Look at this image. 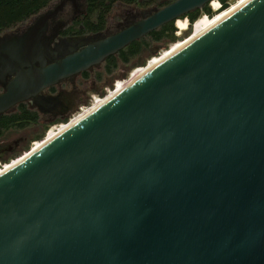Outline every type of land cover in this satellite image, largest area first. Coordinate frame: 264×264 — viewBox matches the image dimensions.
Listing matches in <instances>:
<instances>
[{"label":"water","instance_id":"obj_1","mask_svg":"<svg viewBox=\"0 0 264 264\" xmlns=\"http://www.w3.org/2000/svg\"><path fill=\"white\" fill-rule=\"evenodd\" d=\"M70 1L1 43L0 115L214 0L144 11L49 64ZM0 264H264V0L0 173Z\"/></svg>","mask_w":264,"mask_h":264},{"label":"rangeland","instance_id":"obj_2","mask_svg":"<svg viewBox=\"0 0 264 264\" xmlns=\"http://www.w3.org/2000/svg\"><path fill=\"white\" fill-rule=\"evenodd\" d=\"M215 1L219 3L218 0H215ZM236 1L237 0H227L230 6L235 5ZM58 2L59 0H56L52 5L54 6ZM211 3L208 4L207 9H210L212 13V17H210L209 20L211 21V24H213L215 23V21H218L220 18L228 14L227 13L223 14L222 12L217 14V12H215L213 7L211 6ZM230 6H228V9ZM71 8H72V5L70 3L65 8V12L62 14L60 19H65L70 14ZM140 8L146 9V10L155 9L154 7H148V8L140 7ZM116 11L119 13L122 12V10H120V6L115 5L112 8L109 15H112ZM220 11H222V8H220ZM203 16H204V13L201 12V14L196 19V21H198ZM213 17H215V19L212 20ZM180 20H187L189 22V20L186 18H181ZM196 21L194 23H196ZM29 22H26L24 24V27L28 25ZM194 23H192L191 25L189 23L188 30L183 32L182 35L180 36H178L177 34L179 30L175 23L174 27L176 28L177 31L175 32L174 41L167 38L165 40H162L161 42H155L151 38H146L145 43L147 44V46L141 50L140 54L136 56L135 58H132L129 63L123 64L121 61H119V64L117 65L116 68L113 69L112 72H107L105 70V67H106L105 63L100 64L99 67L93 68L91 71H88L87 74L89 76L87 77V79H91L95 77L97 80L96 84L93 83L92 80H90L88 84L84 85L82 78L75 76L76 78L74 80L72 78L67 83L52 87L54 89L52 92L61 90V100L66 101V103L70 107V110L65 112L62 115H56L53 113H46V112L42 113L37 108L31 107L30 105L25 103V105L31 111H34L39 115V120L37 123L30 125L24 129L11 128L10 130H7L3 133V136L0 138V144L3 142L4 145H7V143H12L13 141L17 139H24V140H23V145H21L19 148L15 149L12 152H7L4 157L0 158V162L2 163V165L9 164L7 166L12 167L13 164L22 160L26 154L33 152L35 148L39 146L41 147L43 145L42 142H44L45 144L47 142V141L45 142L46 140L45 138L47 137V134L53 127L66 124L70 119H72L73 116L75 117L72 119V121L78 120L81 115H83L89 109H92L97 99L99 98H101L99 100L107 99L109 98L110 95L115 93V92H112L110 95L105 97L108 91L113 90L117 82L128 79L130 74L133 71H135L136 69L140 67H146L147 63L153 57H157L155 59H158L159 54L163 52L167 53V51H169V49H171V47L175 45L176 43L184 42L185 40L191 38L194 32L192 28ZM21 25L23 26V24ZM21 25L20 27H22ZM15 29L16 28L10 31H7L6 33L10 35L14 34L16 32ZM164 53L162 55H164ZM155 59L152 60L151 62L155 61ZM84 79L86 78L84 77ZM129 81L126 83L118 84L116 88L117 90L116 92L122 90L125 84L129 83ZM1 92L2 91L0 90V93ZM92 104L93 106H91ZM86 107H89V108L84 110L81 114L77 115L78 113L81 112V109L86 108ZM15 109L16 107L6 114L8 115L14 114L16 112ZM0 173H2V171H0Z\"/></svg>","mask_w":264,"mask_h":264},{"label":"trees","instance_id":"obj_3","mask_svg":"<svg viewBox=\"0 0 264 264\" xmlns=\"http://www.w3.org/2000/svg\"><path fill=\"white\" fill-rule=\"evenodd\" d=\"M56 0H0V33L7 32L24 24L32 18L38 16L51 6ZM174 0H85L86 10L81 20H77L73 27L65 31V34L75 31L78 34L98 33L102 31L107 23V17L112 8L117 4L138 5L141 7H162ZM222 5V11L228 8L227 0H218ZM208 6V5H207ZM207 6L203 10L194 11L184 18L189 20L190 25L196 21L202 13L212 16ZM175 22L164 25L157 31L151 32L147 37L131 43L118 54L110 56L106 62V71L112 72L117 67L119 61L129 63L132 58L138 56L141 50L147 46L146 38H151L155 42L165 39L175 40ZM83 26L84 29H81ZM89 75L84 74L87 78ZM14 114L0 115V138L3 133L11 128L24 129L38 122L39 115L31 111L24 103L16 107ZM44 144V142H42ZM26 154L24 157H26ZM23 157V158H24Z\"/></svg>","mask_w":264,"mask_h":264},{"label":"flooded vegetation","instance_id":"obj_4","mask_svg":"<svg viewBox=\"0 0 264 264\" xmlns=\"http://www.w3.org/2000/svg\"><path fill=\"white\" fill-rule=\"evenodd\" d=\"M70 3L72 5L70 14L65 19H60L62 14L65 12V8ZM117 5L120 6V10H122V12L119 13L116 11L112 15H108L106 26L102 31L98 33H84V34H78L75 31H71L68 34L67 33L65 34V31L73 27L77 20L82 19L83 15H85V10H86L85 0L70 1L65 6V8L58 13L56 17H54L49 21L48 31L45 37L42 39V44L47 51L48 63L50 64L56 60L64 59L67 56L82 50L84 47L95 41L108 38L112 35L121 32L122 30L130 27L134 23L142 20L144 17L143 16L144 11L147 12L153 10V9H148V10L141 9L140 8L141 6H138L136 4L134 5L117 4ZM52 8L53 5L49 6V8H47L46 10L48 9L50 10ZM36 17L29 20L30 22L28 21L29 23L25 27H24L25 23L23 24V26L21 25L22 27H20V25L17 26L15 29L16 32L14 34L10 35L7 34L6 32L0 33V45L1 43L5 42L7 39L13 37H20L25 32L26 28L34 22ZM80 28L84 29L83 26H80ZM52 52L54 53L52 54ZM108 58L103 63L106 64ZM96 67H99V65L93 68ZM92 69L88 71H91ZM88 71L75 76L81 77L84 85L88 84L90 80H92L93 83L96 84L97 80L95 77L91 79H87V78L84 79V74L88 73ZM75 76L66 79L57 85L59 86L64 83H67L72 78L74 80L76 78ZM9 81L10 78H8L5 82L0 81V90L2 92L5 90L7 83ZM53 90L54 89L51 87L43 91L36 98H33L25 103H27L31 107L37 108L42 113L46 112V113H53L56 115H62L65 112L69 111L70 107L66 103V101L61 100V90L52 92ZM23 140L24 139H17L12 143H7V145H4L2 142L0 144V158L4 157L7 152H12L15 149L19 148L21 145H23Z\"/></svg>","mask_w":264,"mask_h":264},{"label":"bare ground","instance_id":"obj_5","mask_svg":"<svg viewBox=\"0 0 264 264\" xmlns=\"http://www.w3.org/2000/svg\"><path fill=\"white\" fill-rule=\"evenodd\" d=\"M248 1H250V0H242L238 5L232 6L231 8H229V9H227L225 11H220L219 10V7H218V2L214 0L211 3V6L217 12V14L222 12L223 14L224 13H227L228 15L223 16L218 21H215V23H213V24H211V21L209 20L210 17L209 18L208 17H202V18H200L198 21H196V23L194 25V32H193L191 38L185 40L184 41L185 43L184 42H180V43H176L175 45H173L171 47V49H169V51H167V53L165 52L164 55H162L158 59H155V61L151 62L149 64L148 68H146L144 70L143 69L137 70L136 72H134L133 75H132V78L129 81V83L125 84V86L123 87V89L125 87H127L129 84H131L133 81H135L136 79L142 77L145 73H147V71H149L151 68H153L154 66H156L158 63H160L161 61L165 60L166 58L170 57L171 55H173L177 51H179L182 48H184L189 42L193 41L196 37L200 36L201 34H203L204 32H206L207 30L211 29L212 27H214L215 25H217L218 23H220L222 20H224L226 17H228L230 14H232L236 9H238L240 6H242L243 4H245ZM213 19H215V17H213L212 20ZM188 25H189V23H188L187 20H180L179 19L176 22V26H177L178 30L180 31L179 32V35H182L183 32H185L186 30H188ZM122 90H120V91H122ZM120 91H118L116 93H113L107 99L97 100L96 103L94 102L95 105L92 107V109H89L87 112H85L83 115H81L78 120L71 121L68 124H64L63 126L59 127L57 131H51L49 133V135L47 136V138H45L46 140L44 139L45 142L46 141L49 142L50 140L54 139L56 136H58L59 134H61L65 130H67L69 127H71L72 125H74L75 123H77L78 121H80L81 119H83L85 116H87L93 110H95L96 108H98L99 106H101L102 104H104L107 100H109L110 98H112L115 94L119 93ZM41 147L39 146V147L35 148L34 151L40 149ZM22 160H20V161H22ZM19 162H17V163H19ZM17 163L13 164L12 167L14 165H16ZM9 168H11V166H7L5 170H8Z\"/></svg>","mask_w":264,"mask_h":264},{"label":"built area","instance_id":"obj_6","mask_svg":"<svg viewBox=\"0 0 264 264\" xmlns=\"http://www.w3.org/2000/svg\"><path fill=\"white\" fill-rule=\"evenodd\" d=\"M241 1H242V0H237V1L235 2V5H238ZM227 4H228V6H230V5H229V2H227ZM235 5H233V6H235ZM218 7H219V10H220V8L222 7V5H221L220 2L218 3ZM231 7H232V6H230L229 8H231ZM227 9H228V8H227ZM227 9H225V10H227ZM225 10H223V11H225ZM215 12H216V11H215ZM203 17H208V18H209V17H212V16H209V15L204 14ZM188 23H189V22H188ZM194 25H195V23H194ZM194 25L192 26L193 30H194ZM179 32H180V31H179ZM179 32L177 33L178 36H180V35H179ZM163 53H164V52H163ZM163 53L159 54L158 57H160ZM155 58H157V57H153V58L147 63V66H146V67H140V68L136 69L135 71H133V72L130 74V76H129L128 79L117 82V83L115 84L113 90H112V91H108V93H107V95H106L105 97H107L108 95H110L112 92H115V93H116V91H117L116 88H117V85H118V84H122V83H126V82H128V81L132 78V75H133L134 72H136L137 70H141V69L144 70V69H146V68L149 66L150 62H151L152 60H154ZM105 97H104V98H105ZM99 99H101V98H99ZM99 99H97V100H99ZM95 101H96V100H95ZM91 106H93V104H92ZM91 106H90V107H91ZM88 108H89V107H86V108L81 109V112L78 113L77 115L81 114L84 110H86V109H88ZM77 115H76V116H77ZM74 117H75V116H73L72 119H73ZM72 119H70L66 124L70 123V122L72 121ZM63 125H64V124L53 127V128L49 131V133H50L51 131H57L58 128L61 127V126H63ZM49 133L47 134V136L49 135ZM46 138H47V137H46ZM7 165H9V164H4V165H2V163L0 162V171L3 172V170L6 169Z\"/></svg>","mask_w":264,"mask_h":264}]
</instances>
